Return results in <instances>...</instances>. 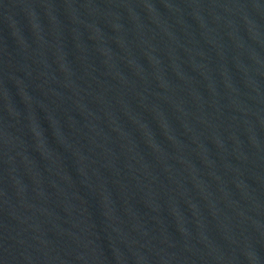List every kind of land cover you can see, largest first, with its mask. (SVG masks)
I'll return each instance as SVG.
<instances>
[{"label": "water", "instance_id": "1", "mask_svg": "<svg viewBox=\"0 0 264 264\" xmlns=\"http://www.w3.org/2000/svg\"><path fill=\"white\" fill-rule=\"evenodd\" d=\"M0 264H264V0H0Z\"/></svg>", "mask_w": 264, "mask_h": 264}]
</instances>
